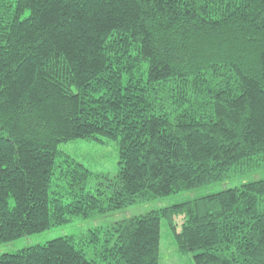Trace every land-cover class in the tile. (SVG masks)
I'll return each mask as SVG.
<instances>
[{"label":"trees","instance_id":"16d2710c","mask_svg":"<svg viewBox=\"0 0 264 264\" xmlns=\"http://www.w3.org/2000/svg\"><path fill=\"white\" fill-rule=\"evenodd\" d=\"M77 139L117 143V173L62 148ZM263 154L264 0H0V243L226 180ZM163 219L192 264H264V178L0 264H160Z\"/></svg>","mask_w":264,"mask_h":264},{"label":"rangeland","instance_id":"374dc122","mask_svg":"<svg viewBox=\"0 0 264 264\" xmlns=\"http://www.w3.org/2000/svg\"><path fill=\"white\" fill-rule=\"evenodd\" d=\"M62 148L67 153L81 159L95 174L106 172L113 176L118 171L120 151L119 146L114 141L106 140L105 143H101L93 139H77L63 144ZM242 167L245 169L243 172L240 171L226 180L207 184L186 193L173 194L150 202L134 204L115 212L97 214L87 219H75L68 224L55 226L41 233L2 242L0 243V255L5 252H17L27 246L44 244L51 239L64 235H71L79 240L92 228L108 227L124 218L144 214L162 206H168L210 192L237 187L245 181L264 178V154L254 156L248 163H243ZM82 248L89 259L98 257L96 255L98 250L94 245L82 244ZM193 261V254L179 251L173 232L169 228L167 220L163 219L161 222L160 264H192Z\"/></svg>","mask_w":264,"mask_h":264}]
</instances>
